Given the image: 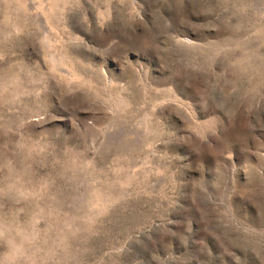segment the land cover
Segmentation results:
<instances>
[{"label": "rangeland", "instance_id": "rangeland-1", "mask_svg": "<svg viewBox=\"0 0 264 264\" xmlns=\"http://www.w3.org/2000/svg\"><path fill=\"white\" fill-rule=\"evenodd\" d=\"M0 264H264V0H0Z\"/></svg>", "mask_w": 264, "mask_h": 264}]
</instances>
